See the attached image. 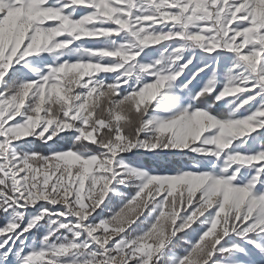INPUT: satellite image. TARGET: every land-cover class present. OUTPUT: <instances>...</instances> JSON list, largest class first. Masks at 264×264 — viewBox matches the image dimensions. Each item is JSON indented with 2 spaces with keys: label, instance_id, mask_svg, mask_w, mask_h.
Returning <instances> with one entry per match:
<instances>
[{
  "label": "snow or ice",
  "instance_id": "6c2138e0",
  "mask_svg": "<svg viewBox=\"0 0 264 264\" xmlns=\"http://www.w3.org/2000/svg\"><path fill=\"white\" fill-rule=\"evenodd\" d=\"M0 264H264V0H0Z\"/></svg>",
  "mask_w": 264,
  "mask_h": 264
}]
</instances>
